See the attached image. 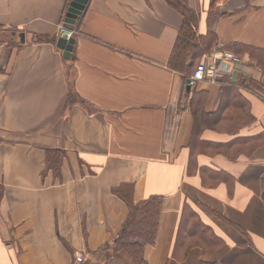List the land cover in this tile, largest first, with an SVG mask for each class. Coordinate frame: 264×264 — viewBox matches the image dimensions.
<instances>
[{
  "label": "crops",
  "instance_id": "0c3cea01",
  "mask_svg": "<svg viewBox=\"0 0 264 264\" xmlns=\"http://www.w3.org/2000/svg\"><path fill=\"white\" fill-rule=\"evenodd\" d=\"M70 1L0 0V264H135L99 256L127 216L119 184L134 203L161 198L148 264H264V100L202 81L184 98L167 65L182 17L165 0H88L64 58ZM210 1L187 0L198 33L217 36L209 54L252 46L224 78L264 88V0ZM194 110L206 147L191 145ZM46 149L65 155L58 176L43 171ZM195 216L208 242L194 244Z\"/></svg>",
  "mask_w": 264,
  "mask_h": 264
},
{
  "label": "trees",
  "instance_id": "16d2710c",
  "mask_svg": "<svg viewBox=\"0 0 264 264\" xmlns=\"http://www.w3.org/2000/svg\"><path fill=\"white\" fill-rule=\"evenodd\" d=\"M165 1L182 17V23L171 49L167 65L171 70L181 74L182 81L185 83V80L194 71L196 65L199 63L202 57L206 54H209L211 51H213V49L217 47V36L215 32L211 30V27H209L204 34L198 33L197 24L199 15L189 7L187 0ZM216 1L217 0L210 1L211 9L213 8ZM82 14L80 15V18ZM78 23L79 21L76 22V25L73 27L77 32L79 29ZM223 48L224 50H228L230 52L238 54L247 53L250 56H254L256 54L255 48H253L252 46L238 43L226 44L225 46H223ZM220 82L222 86L223 84H227L232 88H246L247 90L256 93L264 100V88H262L260 84L252 78L236 81H232L230 78H223ZM183 91V96L186 99L189 93L186 94L185 92V84L183 87ZM74 93H69L67 104L75 102V98L79 100L77 94ZM228 94L230 93L225 92V98H229ZM193 115L195 122L193 134L191 137V145L199 143L200 145H203L202 147H206L204 143H210L203 142L197 138L198 136L196 137V133L198 129H200V125L203 122L202 117L198 116L199 114L196 110H194ZM247 122L248 121H244L243 123ZM211 146L213 149H215L218 144L214 143ZM64 156V153H61L59 151L46 149L45 168L43 169V171L50 170L53 172V174L58 176L60 174L61 162ZM112 192L115 196H117L124 202L128 212L117 237L114 239L111 245H108L105 248L103 247L100 250L99 256L101 258H106L111 255L116 256V253L119 251H124L134 259L135 264H148L144 258L143 249L145 245H151L155 241L161 211V198L157 196H151L146 200L134 203L132 197L133 185L131 184H119L114 189H112ZM190 215L194 216L193 213H191ZM194 221V223L187 229L189 230V232H191V234H198V238H195L194 244H201L203 241L208 242V238H203V232L206 230V228L202 224L201 219H197L196 217ZM110 247L112 249L109 251L108 249Z\"/></svg>",
  "mask_w": 264,
  "mask_h": 264
},
{
  "label": "built area",
  "instance_id": "2783aa9c",
  "mask_svg": "<svg viewBox=\"0 0 264 264\" xmlns=\"http://www.w3.org/2000/svg\"><path fill=\"white\" fill-rule=\"evenodd\" d=\"M58 38H70L74 30L67 29L60 24L58 29ZM246 57L238 56L230 51L218 50L202 59L195 67L189 77V84L194 85L197 82H219L226 75L242 71L246 66ZM84 256L76 254L72 264H83Z\"/></svg>",
  "mask_w": 264,
  "mask_h": 264
},
{
  "label": "water",
  "instance_id": "95a60500",
  "mask_svg": "<svg viewBox=\"0 0 264 264\" xmlns=\"http://www.w3.org/2000/svg\"><path fill=\"white\" fill-rule=\"evenodd\" d=\"M88 0H71L69 2V5L67 7L65 17H64V27L67 29H73L77 19L80 17L82 12L84 11ZM21 41H24V35H21ZM75 42L74 37L70 38H58L56 42V47L62 50V54L64 58H68L71 54V51L73 49V44ZM232 78H235V74L232 75ZM188 83L189 81L186 80ZM186 93L189 92L190 86L187 84L186 87Z\"/></svg>",
  "mask_w": 264,
  "mask_h": 264
},
{
  "label": "rangeland",
  "instance_id": "374dc122",
  "mask_svg": "<svg viewBox=\"0 0 264 264\" xmlns=\"http://www.w3.org/2000/svg\"><path fill=\"white\" fill-rule=\"evenodd\" d=\"M3 34H5V36H3L2 34H0V40H3L5 37H7L8 36V38H9V34H8V32L6 33V32H4ZM222 49V48H221ZM225 51H228V50H225ZM209 55V54H208ZM202 60H200L199 62H201Z\"/></svg>",
  "mask_w": 264,
  "mask_h": 264
}]
</instances>
